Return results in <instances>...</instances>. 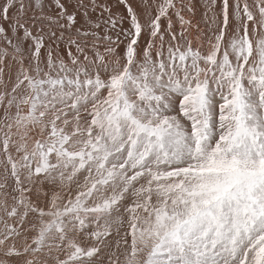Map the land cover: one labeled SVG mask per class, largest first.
<instances>
[{"label":"snow or ice","instance_id":"snow-or-ice-1","mask_svg":"<svg viewBox=\"0 0 264 264\" xmlns=\"http://www.w3.org/2000/svg\"><path fill=\"white\" fill-rule=\"evenodd\" d=\"M0 264H264V0H0Z\"/></svg>","mask_w":264,"mask_h":264},{"label":"rangeland","instance_id":"rangeland-1","mask_svg":"<svg viewBox=\"0 0 264 264\" xmlns=\"http://www.w3.org/2000/svg\"><path fill=\"white\" fill-rule=\"evenodd\" d=\"M0 228H2V225H0Z\"/></svg>","mask_w":264,"mask_h":264}]
</instances>
